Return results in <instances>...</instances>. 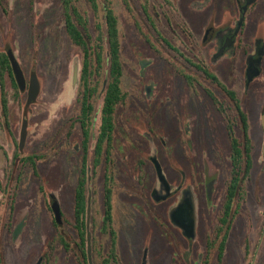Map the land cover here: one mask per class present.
<instances>
[{"label":"flooded vegetation","instance_id":"af4514ba","mask_svg":"<svg viewBox=\"0 0 264 264\" xmlns=\"http://www.w3.org/2000/svg\"><path fill=\"white\" fill-rule=\"evenodd\" d=\"M258 1L236 0L237 13L234 24L226 21L216 23L214 3H212V8L207 12V18L204 20L205 26L199 44L198 40H196L198 42L194 40L197 36L192 35L188 26L182 24L183 37L173 31L167 32L169 35L166 34L161 27V13L154 12L157 5H154L153 0H141L139 17H134L133 14L136 28L140 31L139 35L148 46L152 45L155 52L158 51L161 61L172 68L180 86L178 84L174 86L176 98L171 100L168 94L162 93L164 89L156 96L155 86L149 82L139 98L141 105L138 107L134 105L132 91L126 89L124 85L125 36L119 18L120 55L123 69L120 84L122 99L114 106L112 121L109 124H104L103 121L105 94L109 86L110 62L108 59L103 72L104 76L98 82L97 95L90 101L82 100L83 91L79 80L76 95V103L79 107L77 114L70 118L71 125L66 129L69 136L77 128L81 136V142L76 148L80 156L75 164L77 181L72 204L68 202L67 173L61 170V178H57L60 180L58 186L52 178L51 171L42 166L44 160L47 165L52 158L50 139L47 138L48 140L43 142L45 147L43 151L42 146L33 149L27 147L30 130L27 112H30L31 106L37 103L42 92L40 85V93L36 100L32 101L31 87L34 79H38L40 84L41 81L36 72L32 71L30 75H27L22 67L27 86L24 91L21 90L10 58L11 51L18 59L17 54L9 40L5 43L4 50H0L1 118L6 139L13 138V140L10 141L12 147L2 148L0 153V264H14L13 251L21 258V262L17 264H57L58 256L63 257V264L68 262L74 264H130L131 262L134 264L131 252L137 250L141 252L140 259H137L138 264H152L155 253L161 251L159 256L161 257L166 251L167 257L170 248L171 254L163 259L162 264H179L181 240L185 242L188 249L184 259L190 261V264H246L248 259L245 262V258L251 254V250L252 259L247 264H264V220H262L261 228L246 233L239 221L243 222L245 215L242 208L247 198V183L254 168L256 150V119L253 117L255 109L247 108L244 97L247 93L249 94L253 84L264 75V38L259 36L254 39L252 51L239 45L243 42L240 38L244 32L247 15ZM124 2L127 9L133 13L130 2L125 0ZM207 4L209 0L195 2L193 5L202 10L207 7ZM112 7L118 15L113 1ZM166 20L168 26L174 23L171 17ZM105 37V51L109 55V40L107 36ZM185 39V45H180V42L184 43ZM211 44L214 50L207 59L204 56V50ZM239 49L247 55L243 94L229 85V82L235 79L234 67L227 76V81L223 80L216 68L224 57L229 56L234 59ZM80 50L82 71L83 51L81 48ZM3 55L8 60V66L5 67L2 66ZM152 64L153 61L149 59L139 61L141 71L149 69ZM249 68L256 72L252 79L248 77ZM7 78L11 79L16 96L21 92L26 94L19 137L15 136L11 126L10 103L14 97L11 95L9 97L7 93ZM181 90L187 92L183 94L189 96V99H183ZM84 102L93 103V109L90 112L83 106ZM99 103H101L100 109H98ZM184 108L187 114L184 113ZM192 110L198 114L196 118L200 115L206 121V142L210 156L208 163L202 161V170L199 169V163L191 156L197 130V126L192 123L190 115ZM85 112L92 113L85 116ZM173 112V118L178 125L176 127H172L169 121ZM260 113L264 135V103ZM121 115L126 116L129 126L133 129V135L126 134H129L133 141V144L126 146V150L128 154L132 151L138 154L137 162L134 161L137 167L135 170L138 171V175L139 172L141 175L137 183L139 190L132 191L127 187L122 189L127 196L124 216H119L118 210L120 162L122 159L124 161L121 155L122 143L119 142ZM159 116L163 123L157 127L155 122ZM25 125L27 134L23 138ZM219 126L227 137L231 169L225 182L224 200L219 210L215 211L217 186L222 175L213 174L211 168L217 165L216 153L223 152V144L220 137L216 135ZM121 129L124 130L122 127ZM166 129L176 132V136L181 130L182 142L174 145L173 136H169ZM61 131H65V128ZM148 136L154 139V143L148 141ZM143 142L156 145L155 154L144 156L141 148ZM61 147L67 165V141L61 144ZM170 149L172 151H169ZM164 152L169 158L172 170L174 169L181 176L177 182L170 180L167 175L162 159ZM181 154L184 155L189 165L188 169L191 171L189 180L185 170L176 164ZM158 167L162 171V180L159 177ZM246 170H248L247 174ZM100 176L102 178L101 209L97 200V180ZM153 178L155 183L150 186L151 189L147 193L149 183L152 180L154 182ZM83 179L85 185L82 199V195L78 193ZM188 189L195 193L194 197L198 202V218L195 228L191 227L187 231L189 235L182 229L180 220L181 197ZM81 200H84V211L79 209ZM67 202L68 207L71 208L70 214L66 213ZM166 203L169 206L168 210L164 211L162 206ZM262 214L264 215V212ZM262 214L255 212L254 218L260 219ZM47 219L50 222L49 227H47ZM136 221L146 223L149 230L142 238L138 236L140 233L136 228ZM97 231L100 233V241H97L95 237ZM40 235H44L42 242H40ZM18 241L23 243L16 247L14 242ZM240 251L243 253H239ZM193 254L196 259L194 261L191 259Z\"/></svg>","mask_w":264,"mask_h":264},{"label":"rangeland","instance_id":"374dc122","mask_svg":"<svg viewBox=\"0 0 264 264\" xmlns=\"http://www.w3.org/2000/svg\"><path fill=\"white\" fill-rule=\"evenodd\" d=\"M115 9L119 15L121 22V29L125 36L124 38V61H125V78L124 85L125 88L131 90L134 97V105L137 107L141 105L139 103L142 93L145 90V85L152 82L155 86L156 96L162 91L164 95L168 94L171 100H175L176 93L174 91V86L178 84L179 80L175 73H173L172 68L161 61L158 51L155 52L154 48L150 44H146L145 40L141 38L140 31L136 28L134 17H139L140 14V2L141 0H128L133 6V13L127 9L124 0H112ZM205 0H153L154 5H157L154 12L161 13V27L163 31L168 34L170 31L176 32L180 37L182 36V25L188 26L194 40H198L200 44L201 36L204 30V20L207 18V12L212 8V3H214L215 21L216 23L230 22L235 23V16L237 13L236 0H209V4L204 9H199L198 6H194L195 2H203ZM169 2V3H168ZM134 14V17H133ZM165 15V18H163ZM92 17V16H91ZM168 17H171L173 24L167 25ZM182 24V25H181ZM163 25V26H162ZM181 25V26H180ZM168 32V33H167ZM169 35V34H168ZM264 38V0H259L255 6L249 11L246 18V25L244 32L241 35L240 47H246L249 51L253 49V41L257 37ZM10 41L14 51L17 54L19 62H21L22 67L27 75L36 72L40 78L42 92L39 100L36 104L32 105L30 112H27L30 119V130H29V144L28 149H33L35 147L42 146V151L45 149L43 147V142L50 139L52 148V158L45 164L43 161V167L51 171L52 178L57 185H60L61 178L60 172L63 170L67 173V186H68V202L73 203V192L77 181L76 175V159L80 156V152L77 151V147L81 142V136L79 130L76 128L73 133L69 134L66 131L67 127L71 125L70 118L77 114V109L79 105L76 103V95L80 80L81 72V61L82 52L80 48L75 45L65 28L63 13L59 5V0H5L0 5V50H4L5 43ZM189 41V40H188ZM196 41V42H198ZM180 42V45H185ZM158 46V45H157ZM212 44L208 46L205 51V58H209V54L213 53ZM168 51V50H167ZM161 54L163 53L160 52ZM143 59H149L153 61V64L149 69L141 71L139 61ZM235 60V61H234ZM247 55L244 54L242 49L238 51V55L233 59L231 57H224L219 64L216 66L218 72L223 77V80L227 79L230 75V71L233 68L235 75L233 81L229 82L232 88L237 89L240 94H243L245 85V67ZM234 61V62H233ZM145 72V73H144ZM77 74V79H75ZM227 81V80H226ZM180 86V83L178 84ZM181 89V87H180ZM179 89V90H180ZM6 90L9 93V97H14L10 103V119L13 132L16 137L20 136L22 118L24 114V106L26 94L21 92L15 94L13 83L10 78L6 79ZM181 95L183 99H189V96L184 95L187 93L181 90ZM178 93V91H177ZM258 94V95H257ZM191 97V96H190ZM245 104L249 109H255V115L253 116L256 125V150L254 152V168L251 177L247 183V198L243 205L242 211L245 212L243 217V222L239 220L242 224V229L246 232L255 230L256 228H261L262 220H264V155H263V144L264 135L261 127V113L260 108L264 103V75L259 78L253 86L250 88L249 94L247 93L244 97ZM101 108V103L98 105V109ZM175 112V110H174ZM174 112L171 114L170 124L172 127L178 126L174 120ZM184 113L187 114L186 108H184ZM123 114V113H122ZM193 120V124L197 126L196 135L194 137L193 146L191 150L192 159L199 164V169L202 170V161L209 162V153L207 145V136L205 133L206 121L203 120L200 115H198L194 110L190 114ZM155 125L159 127L162 125V120L159 117L156 119ZM136 121V120H135ZM220 123V122H218ZM120 137L119 142L122 143L121 155L124 157L121 160V171L118 186L119 191V201L118 210L119 216L123 215L126 208V194L122 192L124 187L130 188L132 191L139 190L137 187L138 171L135 169L138 154L135 151L128 154L126 146L133 144L130 139L129 134L132 133L133 129L129 126V121H127L126 116L120 117ZM138 125V124H137ZM125 126V127H124ZM121 127L124 129L122 130ZM65 128V131H61ZM4 128L2 126L1 118V92H0V153H2V148H10L12 144L10 143L13 138L6 139ZM166 133L169 136H173L174 145H179L182 142V131L171 132L166 129ZM216 135L220 137L223 144V152L216 153L217 165L211 168L213 174L222 175L220 181H218V194L216 200V210H219L221 203L225 196V182L227 180L228 173L231 169L229 164V150L227 137L224 131L220 130V126L216 132ZM176 136V138H175ZM148 141L154 143V139L151 136L147 137ZM15 141V140H14ZM68 143V160L66 165L64 151L62 150L61 144ZM131 142V143H130ZM142 152L144 156H149V154H155L157 149L156 145L148 144L143 142L141 144ZM62 150V152H61ZM168 149H166L167 151ZM169 151H172L170 149ZM140 152V151H139ZM138 152V153H139ZM127 153V154H125ZM163 162L166 166V172L170 180L177 182L181 178L180 174L174 169L172 170L169 165V158L164 152ZM172 158V155H170ZM135 161V162H134ZM45 164V165H44ZM177 166L183 168L187 174V180L190 179L191 171L188 169V164L184 159V155L181 154L176 161ZM48 175V174H47ZM49 176V175H48ZM102 176V175H101ZM98 178L97 182V200L98 206L102 204V178ZM154 179V178H153ZM38 180V179H37ZM38 183V182H37ZM155 183L152 180L149 183V188H147V193L151 189V185ZM122 185V186H121ZM260 185V186H259ZM38 186V184H37ZM158 186V185H157ZM91 192V187H90ZM195 194V193H194ZM195 196V195H194ZM196 200L197 218H198V202ZM68 202L66 206V213L70 214L71 208L68 207ZM168 204L163 205V210H168ZM214 211V212H215ZM69 212V213H68ZM255 212H260L262 217L260 219H255ZM69 216V215H68ZM49 219H47V227ZM136 228L139 229V237L142 238L144 233L149 232L146 223L136 221ZM126 227V225H125ZM152 230V229H151ZM155 231V230H154ZM44 236V235H43ZM42 235H40V242H42ZM73 238H76L72 235ZM97 241H100V233L97 231L95 233ZM128 238V236H127ZM157 238V235H155ZM180 245V256L179 264H190V261L185 260L184 256L187 252V247L185 242L181 240ZM23 242H14L17 247ZM184 244V245H183ZM170 251L160 256L161 251L155 253V260L152 264H162L163 259L170 256ZM237 251V250H236ZM240 251L239 253H241ZM133 254L134 264H138L137 259H140L141 252L139 250L131 252ZM243 253V252H242ZM245 259V262L252 259V250L250 251ZM14 256V257H13ZM17 256V258H15ZM12 257L14 258V264L21 262L20 255L12 252ZM192 261L195 259V254L191 257ZM247 261V262H248ZM246 262V264H247ZM57 264H63V257L58 256ZM67 264H74L73 262H68ZM130 264H132L130 262Z\"/></svg>","mask_w":264,"mask_h":264},{"label":"trees","instance_id":"16d2710c","mask_svg":"<svg viewBox=\"0 0 264 264\" xmlns=\"http://www.w3.org/2000/svg\"><path fill=\"white\" fill-rule=\"evenodd\" d=\"M3 1L5 0H0V5ZM125 1L128 2V0ZM59 5L70 39L83 51V67L80 76L83 101H90L93 96L97 95L98 82L104 76L105 64L109 59V86L105 94L103 108L104 124H109L112 121L114 106L122 99L120 84L123 74L119 17L112 7V0H59ZM105 36L109 40V55L105 51ZM2 66H8L7 57L4 55ZM83 104L89 109V112L93 109V103L84 102ZM91 113L85 112L84 115L89 116ZM104 131L106 134V130ZM245 173L247 174L248 170ZM84 185L83 179L78 193L82 195V199ZM81 201L79 209L84 211V200Z\"/></svg>","mask_w":264,"mask_h":264},{"label":"water","instance_id":"95a60500","mask_svg":"<svg viewBox=\"0 0 264 264\" xmlns=\"http://www.w3.org/2000/svg\"><path fill=\"white\" fill-rule=\"evenodd\" d=\"M10 58L12 61V65H13V69L15 72L17 82L21 90L24 91L27 86V80H26L25 73L22 69L20 62L18 61V59L16 58L15 54L12 51L10 52ZM255 75H256V72L251 70V68H249L248 77L252 79ZM75 77H76L75 79H77V74ZM40 85L41 84L38 81V79H34V83H33V86L31 87V93H30V99L32 101H35L36 98L38 97L40 93V89H41ZM26 127L27 126L25 125L24 132H23V138H25L27 134ZM158 169H159V177L162 180L163 175H162L161 168L158 167ZM180 210H181V216H180L181 227L182 229L185 230L186 234L189 235L187 231H189L191 227L195 228V223L197 221L195 197H194L192 190L188 189V191H185L183 193L181 197V201H180Z\"/></svg>","mask_w":264,"mask_h":264}]
</instances>
